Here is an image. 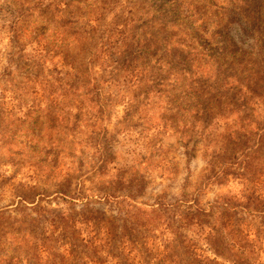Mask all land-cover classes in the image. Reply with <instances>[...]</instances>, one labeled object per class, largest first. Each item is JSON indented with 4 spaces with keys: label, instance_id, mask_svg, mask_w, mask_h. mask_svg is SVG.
Segmentation results:
<instances>
[{
    "label": "rangeland",
    "instance_id": "rangeland-1",
    "mask_svg": "<svg viewBox=\"0 0 264 264\" xmlns=\"http://www.w3.org/2000/svg\"><path fill=\"white\" fill-rule=\"evenodd\" d=\"M259 61L264 0H0V224L28 226L11 264H77L88 235L91 264H178L170 218L213 259L223 203L264 195L241 176L264 156Z\"/></svg>",
    "mask_w": 264,
    "mask_h": 264
},
{
    "label": "trees",
    "instance_id": "trees-1",
    "mask_svg": "<svg viewBox=\"0 0 264 264\" xmlns=\"http://www.w3.org/2000/svg\"><path fill=\"white\" fill-rule=\"evenodd\" d=\"M254 85H258L263 88L264 83V62L259 61L256 64V72L254 73ZM260 88V89H261ZM258 96V95H257ZM263 97L257 98L256 103L264 106ZM243 176L245 182L253 181L258 182L259 191L264 190V156H245V161L243 163ZM244 201L236 205H231L230 201L225 202L224 210L226 217L221 221V250L220 248V238L217 236L218 231H214L210 235L209 240L211 242L212 252L215 255L213 259L205 257L203 259L197 258V253L195 252V244L188 237V225L189 222L185 219L179 221H173L171 218L166 223V229L168 232L167 244L165 248L168 251L169 260L178 263V264H193L198 262L200 264H211L217 263V256L221 257L224 260H230V256L237 258L241 264H264L259 262V245L264 243V195L257 193L255 187H246L245 192L241 196ZM223 206V205H222ZM251 217L259 218V221L252 228L255 230L256 237L255 239H250V227L249 222H251ZM6 223V228L0 224V261L1 256L5 250L10 251L11 257H8L3 261V263L11 264L13 258H15L16 249L12 248V243L21 244L18 239H21V242H26V236L28 235V226L26 218H19L13 223ZM134 226H138L137 223L130 220ZM96 224V223H94ZM11 227V233H8L5 229ZM98 226V223L96 227ZM123 229H126L125 226H122ZM217 233V234H216ZM97 234V232L95 233ZM226 237V239L224 238ZM98 235H88L87 238L76 237L70 242L69 253L73 254V257L76 258L77 264H91L95 258L96 254L100 249L98 245ZM9 241V242H7ZM129 242H136V239L131 238ZM105 246L108 249H121L125 252V244L122 245V241L117 238L115 241H105ZM40 252H48V249H51V246L39 245ZM43 248V250L41 249ZM235 250V253H231ZM171 251V253H170ZM180 253V255H178ZM35 256L39 257V253L34 251ZM175 254V255H174ZM28 255V254H27ZM29 261L28 258L25 259V263ZM48 261V260H46ZM41 264H57L55 261H48ZM30 264V262H29Z\"/></svg>",
    "mask_w": 264,
    "mask_h": 264
}]
</instances>
